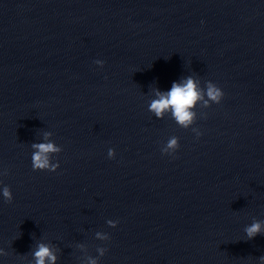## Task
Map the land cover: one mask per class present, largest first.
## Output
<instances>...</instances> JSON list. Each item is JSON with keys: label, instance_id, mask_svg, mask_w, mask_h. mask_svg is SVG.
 Masks as SVG:
<instances>
[{"label": "water", "instance_id": "obj_1", "mask_svg": "<svg viewBox=\"0 0 264 264\" xmlns=\"http://www.w3.org/2000/svg\"><path fill=\"white\" fill-rule=\"evenodd\" d=\"M188 76V126L149 110ZM4 186L0 264H264V0H0Z\"/></svg>", "mask_w": 264, "mask_h": 264}, {"label": "clouds", "instance_id": "obj_2", "mask_svg": "<svg viewBox=\"0 0 264 264\" xmlns=\"http://www.w3.org/2000/svg\"><path fill=\"white\" fill-rule=\"evenodd\" d=\"M95 63L103 65L104 61L97 59ZM223 95V90L217 84L213 82L208 83L207 96L209 100L219 102ZM203 96L204 92L199 88L195 78L192 76L184 77L180 81H173L169 89H158L155 98L149 104V110L154 112L158 117L162 116L164 112L170 111L178 123L188 126L195 117L193 108L199 100L203 99ZM209 100H205L204 103L208 104ZM168 145L173 149L178 148V139L175 137L171 138ZM33 148L35 149L32 154V167L34 170L53 171L56 169L58 165L50 164L49 154L59 151L58 145H55L52 141H48L34 143ZM114 155L115 151L109 149V158L114 157ZM0 195L5 199H11L12 193L7 186H4L0 188ZM245 231L248 237L252 238L261 231H264V225L259 221H254L246 227ZM33 256L35 257V264H46V258L47 264H54L56 260L55 253L50 249L49 245L44 243L37 246V249L33 252ZM261 260L264 261V256L261 257ZM92 264H96V262L93 261Z\"/></svg>", "mask_w": 264, "mask_h": 264}]
</instances>
